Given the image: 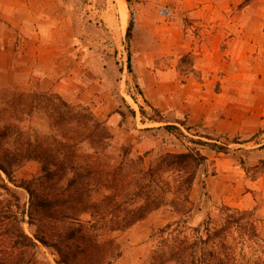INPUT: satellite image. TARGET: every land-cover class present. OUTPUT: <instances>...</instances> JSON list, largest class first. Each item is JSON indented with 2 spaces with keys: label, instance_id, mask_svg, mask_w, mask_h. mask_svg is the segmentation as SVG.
I'll use <instances>...</instances> for the list:
<instances>
[{
  "label": "rangeland",
  "instance_id": "rangeland-1",
  "mask_svg": "<svg viewBox=\"0 0 264 264\" xmlns=\"http://www.w3.org/2000/svg\"><path fill=\"white\" fill-rule=\"evenodd\" d=\"M196 9L210 17L224 14L210 20L223 34L219 46L209 34V52L203 54L189 53V14ZM131 12L133 27L127 38ZM26 14L13 16L12 23H17L16 33H28L16 35L15 43L22 42L20 60L30 66L0 70V124L14 125L22 138L50 141L56 128L43 111L33 108L27 114L28 109L12 108L7 100L19 93L53 92L75 110L104 122L113 135L105 155L118 162L126 153L129 181L156 154L198 151L205 158L187 192L181 182L186 174H163V183L155 187L163 195L160 206L122 233L115 232L122 252L111 264H154L153 256L166 257L170 248L185 258L167 264H189V243L205 240V228L226 224L229 215L237 223L223 238L235 264L264 262V125L241 115L249 104L262 102L257 93L264 90V82L241 87L232 78L233 72L247 70L232 63L255 60V76L264 80V0H205L193 9L189 0H31ZM249 37L257 45H251V55L245 43ZM0 62L5 65L7 60L2 57ZM189 74L194 76L190 81ZM202 95L224 108L202 118ZM212 143L225 149L217 150ZM260 148V154L254 153ZM39 169L37 162H26L16 169L13 182L0 171V196H7V187L20 209L26 208L28 194L17 185L38 175ZM80 220L90 222L88 215ZM23 226L30 233L27 216ZM94 231L106 237L100 227ZM37 244L41 262L63 264L51 247ZM209 245L199 243L204 250Z\"/></svg>",
  "mask_w": 264,
  "mask_h": 264
},
{
  "label": "trees",
  "instance_id": "trees-1",
  "mask_svg": "<svg viewBox=\"0 0 264 264\" xmlns=\"http://www.w3.org/2000/svg\"><path fill=\"white\" fill-rule=\"evenodd\" d=\"M130 15L127 38L133 27L132 12ZM127 68L130 71L129 54ZM20 96L22 93L7 100L12 108L23 106L28 109L27 114L37 108L56 129L50 141L31 140L15 133L14 125L0 124V171L5 177L13 182L16 169L29 161L40 167L38 175L17 185L28 194L26 208L20 209L16 195L7 187H4L7 196H0V264H44L38 259L37 243L51 247L59 263L111 264L122 252L117 242L120 234L115 232L122 233L160 206L163 195L155 187L163 183V174L168 171L186 174L181 182L187 192L197 166L205 159L198 151L156 154L146 168L138 169V178L129 181L124 163L126 153L118 162L105 155L113 135L103 121L75 110L57 93L40 91ZM129 110L135 114L133 109ZM121 116L125 117L123 113ZM13 134L15 140L10 141ZM82 144L90 150H82ZM212 144L217 150L225 149ZM137 160L142 163L141 156ZM128 202H133L131 207H121ZM82 215H88L90 224L80 220ZM25 216L30 233L23 226ZM99 223L106 237L94 231ZM235 223V215H229L226 224L206 227L205 240L189 243V264H235L223 238ZM199 243L210 245L204 250ZM218 247L220 250H216ZM176 253L170 248L166 257L165 253L155 254L154 264L183 261L184 255Z\"/></svg>",
  "mask_w": 264,
  "mask_h": 264
},
{
  "label": "crops",
  "instance_id": "crops-1",
  "mask_svg": "<svg viewBox=\"0 0 264 264\" xmlns=\"http://www.w3.org/2000/svg\"><path fill=\"white\" fill-rule=\"evenodd\" d=\"M205 2V0H189V9H193L194 7L201 5ZM31 5V0H0V59L2 57H5V60H7V63L5 65H2L0 62V70L2 68L7 69H21L25 67L26 69L30 66V64H23L20 60V56L22 55L23 51H25L24 46L22 42H19L18 44L15 43V36H26L28 35L27 32L22 33H16L15 27L17 26V23H12L13 16H17V14L24 13L25 16H27L26 13L29 12V6ZM224 14L217 13L215 16L212 17L208 16L206 12L201 11L200 9L192 10L191 14H189V21H191V24H189V53H202L207 51L209 52V39L207 38L209 34H212V38H216L215 43L217 46H219V42L223 37V34L221 30L216 28V23H213L210 25V20H220L222 19ZM219 24V22L217 23ZM22 28L26 29L29 26L25 25L24 20L21 22ZM209 27V28H208ZM196 28V29H195ZM17 37V36H16ZM245 43L247 46H249L250 55L254 51L251 47V45L254 46V48L257 46L256 42L253 40V43L250 42L249 39L245 40ZM246 46V47H247ZM244 61V62H243ZM230 64L229 62L224 63V65ZM232 66L237 68V66H240L241 69H247L243 73H232V78L234 77L233 82L235 83H242L241 87L243 85L249 84L251 85L253 82L255 83H261L264 82L263 78H258L256 75V68L259 66L258 61H245V60H237L235 63H232ZM242 72V71H241ZM194 76L192 74H189V81L192 80ZM259 80V81H258ZM254 84V83H253ZM240 84L235 86L232 84L233 87L239 88ZM197 96V95H196ZM246 96L252 97V94H247ZM257 100L262 101L257 104V106H251L250 104L244 110L241 115L244 117H250V118H258L259 121L257 122L258 126L264 125V90L259 91L257 93ZM254 98V96H253ZM197 99V97H196ZM201 99L203 100L200 104L201 111L200 115L202 118H211L215 113L218 112L219 108L222 107L220 103H212L205 98L203 95L201 96ZM206 101V103L204 102ZM232 109L233 107H229ZM248 114V115H247ZM251 120V119H250ZM256 146H261V143H257ZM261 148L255 150L254 153L260 154Z\"/></svg>",
  "mask_w": 264,
  "mask_h": 264
}]
</instances>
